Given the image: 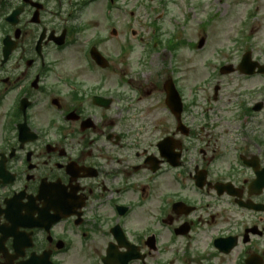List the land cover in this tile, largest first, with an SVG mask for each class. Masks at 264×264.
<instances>
[{
    "label": "flooded vegetation",
    "instance_id": "flooded-vegetation-1",
    "mask_svg": "<svg viewBox=\"0 0 264 264\" xmlns=\"http://www.w3.org/2000/svg\"><path fill=\"white\" fill-rule=\"evenodd\" d=\"M117 1L0 0V264H264V186L218 165L230 149L203 128L178 129L152 51L105 53ZM258 114L246 158L263 173Z\"/></svg>",
    "mask_w": 264,
    "mask_h": 264
},
{
    "label": "rangeland",
    "instance_id": "rangeland-1",
    "mask_svg": "<svg viewBox=\"0 0 264 264\" xmlns=\"http://www.w3.org/2000/svg\"><path fill=\"white\" fill-rule=\"evenodd\" d=\"M122 2L123 10H129L132 7L135 11V15H144V10H147V7L144 6L143 2L137 3L136 0H120ZM137 3V4H136ZM253 0H169V8H168V16L164 18L165 22L163 27V32L161 34L160 40L166 41L167 37L173 35V31H184L186 33L183 36V40L185 43H196L203 36L202 29L199 28V25L210 15H213L214 18L211 21L209 27H206L208 32L209 28L215 26L216 28H210L211 32L215 33V37L209 33L207 34L206 44L200 50H189L188 47H184V52L182 56L186 58L173 57L172 59H168L165 61V67L168 70H172L174 68L178 69V71H186V81L184 90L189 93L190 88L193 83H200L201 86L210 82L224 84V88L222 91L223 98L220 97L221 102L216 105H220L222 107L226 106V101H229L230 95L234 90L235 80L237 78H227V77H217L214 73L215 67L220 59L224 58H234L235 61L240 57L243 51H245L243 45H234L231 41L232 37H239V31L242 29L240 25V21L247 14L248 10L254 8L255 6H251ZM256 3V2H255ZM138 11V12H137ZM137 12V13H136ZM257 12L260 16L252 20L250 25H248L247 29L251 28V31H247L246 34L244 31L242 32L245 35L250 34L252 37L251 40V53L252 57L255 60H264V0H259V8ZM113 15V14H111ZM121 16H125L124 13H119ZM115 16V15H113ZM188 16V22L184 26V28L180 29V26L184 24L185 17ZM228 16H231V22H226L223 25H219L220 21L222 22L225 19H228ZM143 18V17H142ZM142 18L140 20H142ZM111 23L107 21L105 30L107 31L109 27L115 26L116 29H120V31L125 27V23ZM252 27H255L257 31H252ZM206 32V33H207ZM108 36V32L106 33ZM143 36L145 34H142ZM120 37V36H119ZM119 37L113 39L109 38L107 42V52L114 53V49L112 44L114 42H129L126 37H122V41L119 40ZM180 40V38H178ZM118 42V43H119ZM117 43V44H118ZM127 44V43H126ZM125 44V45H126ZM113 49V50H112ZM233 50L234 52H232ZM160 51V50H159ZM222 51L220 56L217 54ZM225 51V52H223ZM227 51V52H226ZM226 53V54H225ZM136 58V56H133ZM189 58L192 60L196 59V61L188 62ZM127 70L129 76H132V69L135 68V64L131 61L124 66ZM159 68L158 65L151 66V69L157 70ZM187 74L190 78H187ZM260 81L258 79H251L247 82L243 83L244 91L250 93L251 89L260 87ZM206 92L210 94V91L201 92V96H206ZM264 96V94H262ZM256 99L253 96L252 100ZM233 124H224L223 130L224 132L228 131L227 128H231ZM219 144L224 143V140L220 138V134L213 135Z\"/></svg>",
    "mask_w": 264,
    "mask_h": 264
}]
</instances>
